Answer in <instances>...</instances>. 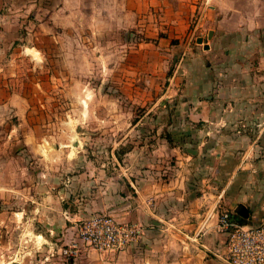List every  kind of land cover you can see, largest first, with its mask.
I'll return each mask as SVG.
<instances>
[{
  "label": "rangeland",
  "instance_id": "374dc122",
  "mask_svg": "<svg viewBox=\"0 0 264 264\" xmlns=\"http://www.w3.org/2000/svg\"><path fill=\"white\" fill-rule=\"evenodd\" d=\"M247 2L46 0L24 13L17 37L0 26V90L13 97L7 108L0 102V264H84L93 250L64 258L67 233L48 231L55 222L36 212V193L153 141L150 129L164 125L165 106L179 105L189 73L214 76L202 49L209 32L239 25L231 5L244 12ZM181 124L165 122L173 131Z\"/></svg>",
  "mask_w": 264,
  "mask_h": 264
},
{
  "label": "crops",
  "instance_id": "0c3cea01",
  "mask_svg": "<svg viewBox=\"0 0 264 264\" xmlns=\"http://www.w3.org/2000/svg\"><path fill=\"white\" fill-rule=\"evenodd\" d=\"M43 1L0 0L5 35L17 37L24 13L39 10ZM230 9L231 20L241 23L219 25L208 50L202 48L214 76L189 73L181 102L162 109L164 125L158 120L150 129L149 145L131 147L120 160L113 155L118 170L114 162L106 168L102 163L70 174L59 189L36 193V212L55 222L51 234L94 213H112L141 227L139 240L126 251H88L84 264H224L226 234L218 230V215L243 205L250 223L264 224V0H248L244 12ZM1 82L0 88L7 83ZM5 95L0 90L3 108L13 105V97ZM174 96L159 102L169 104ZM170 119L182 128H167ZM165 132L174 136L175 146L167 143ZM19 170L24 175L27 166ZM41 238L48 241L37 235Z\"/></svg>",
  "mask_w": 264,
  "mask_h": 264
},
{
  "label": "built area",
  "instance_id": "2783aa9c",
  "mask_svg": "<svg viewBox=\"0 0 264 264\" xmlns=\"http://www.w3.org/2000/svg\"><path fill=\"white\" fill-rule=\"evenodd\" d=\"M217 227L226 234L224 264H264V224L239 225L223 211ZM65 233L67 244L59 252L66 259H75L82 250L124 252L139 240L142 229L135 223L118 221L111 213H94L71 223Z\"/></svg>",
  "mask_w": 264,
  "mask_h": 264
},
{
  "label": "trees",
  "instance_id": "16d2710c",
  "mask_svg": "<svg viewBox=\"0 0 264 264\" xmlns=\"http://www.w3.org/2000/svg\"><path fill=\"white\" fill-rule=\"evenodd\" d=\"M16 43H13V46L15 45ZM133 123H136V121L134 120ZM168 123V121H167ZM247 134H249L250 136H252L253 133L251 132H246ZM164 138L166 139L167 143L173 147L175 146L173 143V139H174V136H172L169 132H165V134H163ZM173 137V138H172ZM131 148H126V149H120L119 151H115L114 152V155L115 157L117 158V160H120V156L127 153L128 151H130ZM263 149H259V151L261 152ZM230 220L233 222V223H236V224H239V225H253L254 223H250V221L247 220H244L242 219L241 217H239L238 215H236L235 213H230Z\"/></svg>",
  "mask_w": 264,
  "mask_h": 264
},
{
  "label": "water",
  "instance_id": "95a60500",
  "mask_svg": "<svg viewBox=\"0 0 264 264\" xmlns=\"http://www.w3.org/2000/svg\"><path fill=\"white\" fill-rule=\"evenodd\" d=\"M212 36V32H209L208 39H210ZM197 44H203V40L201 38H198L196 41ZM208 45H203L204 50H208ZM235 214L241 217L244 220H247L249 217L248 210L243 205H238L235 209Z\"/></svg>",
  "mask_w": 264,
  "mask_h": 264
}]
</instances>
